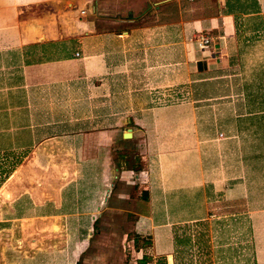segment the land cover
I'll return each instance as SVG.
<instances>
[{
    "label": "crops",
    "instance_id": "0c3cea01",
    "mask_svg": "<svg viewBox=\"0 0 264 264\" xmlns=\"http://www.w3.org/2000/svg\"><path fill=\"white\" fill-rule=\"evenodd\" d=\"M0 170L19 220L90 227L122 182L146 264H264V0H0Z\"/></svg>",
    "mask_w": 264,
    "mask_h": 264
},
{
    "label": "rangeland",
    "instance_id": "374dc122",
    "mask_svg": "<svg viewBox=\"0 0 264 264\" xmlns=\"http://www.w3.org/2000/svg\"><path fill=\"white\" fill-rule=\"evenodd\" d=\"M11 174L15 176L16 172L12 171ZM3 176L4 173L0 170V179ZM17 179L16 175L14 182L19 186V183H16ZM121 183L116 184L108 202L101 210H97L94 223H91L90 227L79 221L58 223L56 227L55 223L50 222L19 220L16 218L18 211L14 206L16 202L9 201L5 190L1 191L5 183H0V257L2 253L6 254L5 263L0 261V264H17L21 262L18 258L24 252L31 257L35 252H43L52 247L58 248L57 264H140L139 257L145 256L143 251L145 252L151 245L152 239L147 233H138L137 212L141 208L134 206L136 191L134 188L122 191ZM234 211L236 208L233 206H219L214 211V218H225V215ZM194 225H187L185 229L188 231L215 229L209 222ZM53 230L58 234L50 233ZM79 246H87L86 251L79 257L76 254L65 255L62 260L60 257L62 252H71ZM160 259L162 257H158V262L156 260L154 264H160Z\"/></svg>",
    "mask_w": 264,
    "mask_h": 264
},
{
    "label": "built area",
    "instance_id": "2783aa9c",
    "mask_svg": "<svg viewBox=\"0 0 264 264\" xmlns=\"http://www.w3.org/2000/svg\"><path fill=\"white\" fill-rule=\"evenodd\" d=\"M195 41L197 42L200 49L209 50L212 46L213 37L209 33L200 32L195 37Z\"/></svg>",
    "mask_w": 264,
    "mask_h": 264
},
{
    "label": "trees",
    "instance_id": "16d2710c",
    "mask_svg": "<svg viewBox=\"0 0 264 264\" xmlns=\"http://www.w3.org/2000/svg\"><path fill=\"white\" fill-rule=\"evenodd\" d=\"M139 263H140V264H146V263H147V257L144 256L142 259L139 260ZM159 263H160V264L163 263L162 259L159 260Z\"/></svg>",
    "mask_w": 264,
    "mask_h": 264
},
{
    "label": "bare ground",
    "instance_id": "6f19581e",
    "mask_svg": "<svg viewBox=\"0 0 264 264\" xmlns=\"http://www.w3.org/2000/svg\"><path fill=\"white\" fill-rule=\"evenodd\" d=\"M6 196H9V197H10L11 195H10V194H6ZM56 227H57V226H56Z\"/></svg>",
    "mask_w": 264,
    "mask_h": 264
}]
</instances>
